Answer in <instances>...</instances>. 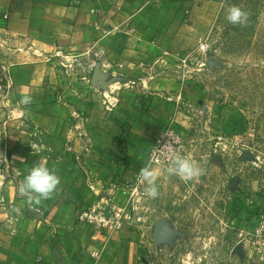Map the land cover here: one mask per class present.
I'll return each instance as SVG.
<instances>
[{
  "label": "crops",
  "instance_id": "1",
  "mask_svg": "<svg viewBox=\"0 0 264 264\" xmlns=\"http://www.w3.org/2000/svg\"><path fill=\"white\" fill-rule=\"evenodd\" d=\"M219 6L220 0H0L2 56L13 64L16 100L29 95L33 101L15 110L0 137V198L6 201L0 204V264H144L133 224L109 237L106 229L78 223L77 214L106 202L113 185L119 187L114 201L124 203L157 136L184 123L180 106L198 104V86L163 55L195 50ZM95 22L118 29L101 37ZM31 45L82 55L85 62L98 52L93 80L35 58ZM8 116L0 110V123ZM38 163L56 168L61 184L43 202L44 216L28 218L17 186ZM254 202L264 211V197ZM9 217L18 222L8 224ZM94 252H101L99 260Z\"/></svg>",
  "mask_w": 264,
  "mask_h": 264
},
{
  "label": "rangeland",
  "instance_id": "2",
  "mask_svg": "<svg viewBox=\"0 0 264 264\" xmlns=\"http://www.w3.org/2000/svg\"><path fill=\"white\" fill-rule=\"evenodd\" d=\"M232 5L249 13L246 26L227 21ZM218 8L208 48L174 63L200 90L198 104L180 106L184 123L175 129L181 154L204 175L185 183L154 166L160 195L149 199L137 182L120 204L140 232L144 264H264V211L254 202L264 197V0H220Z\"/></svg>",
  "mask_w": 264,
  "mask_h": 264
},
{
  "label": "built area",
  "instance_id": "3",
  "mask_svg": "<svg viewBox=\"0 0 264 264\" xmlns=\"http://www.w3.org/2000/svg\"><path fill=\"white\" fill-rule=\"evenodd\" d=\"M97 14L103 15V11H97ZM94 27L96 31L101 34V37H106L118 29L117 27H115L113 30L106 29L105 27L100 25L99 22H95ZM199 47L202 50H206L208 48L207 40H202L199 44ZM5 49H7L6 43L3 37L0 35V110H4L9 114L7 121L0 123V137H4L7 135V124L9 121L14 120L13 113L16 109H19L20 106V104L16 100L15 84L11 73L13 64L11 62L5 61L2 56ZM28 50L31 51L32 55L35 58H39L40 60H43L45 62H50L52 59L56 60L58 64L65 69V72H75V75H77L78 78L85 82L91 81L93 72L95 70V67L97 66V60L99 59L98 52H94L93 58H90L85 62L82 55H78L75 53H69L67 55H62L61 52L43 53L36 49L33 45H31ZM90 54L91 51H89L85 55ZM191 55L192 52L186 54L178 53L174 55H170L169 53L165 52L163 56L165 58L170 57L176 62L186 63L187 59ZM107 102L108 106L112 105L109 99H107ZM74 116L76 119L79 117L76 113ZM74 129L79 130V136L83 135V132H80V127L78 124L75 125ZM164 133H166L167 136H165ZM165 143H168V148L161 149L160 147H163ZM183 148V140L173 124H171L155 139L148 155V160H158L159 163H154V166H165L167 165L170 156L176 152H179L181 154ZM5 173L11 174V169L9 167H6ZM20 175L21 173L19 172H14L13 174V176L17 178ZM118 188L119 187L117 185H113L110 188L109 197L106 202L98 201L91 207L80 211L77 214V222L80 224H91L99 229H106L109 233V237L116 231L121 230L123 226L128 223L131 216L128 213L127 207L125 205H120L114 201V199L117 198L118 195ZM5 202L6 201L3 198H0L1 205L5 204ZM9 208H11V205L9 206ZM26 216L28 218H40L44 216V211L41 208L39 212L30 211L27 206ZM261 220L262 224L261 229L258 231V235L260 236V239L264 241V218ZM16 222H18V219H13L11 217L7 219V223L10 225H13ZM262 249V258L264 259V245ZM93 257L95 258V260H99L101 258V252H94Z\"/></svg>",
  "mask_w": 264,
  "mask_h": 264
},
{
  "label": "clouds",
  "instance_id": "4",
  "mask_svg": "<svg viewBox=\"0 0 264 264\" xmlns=\"http://www.w3.org/2000/svg\"><path fill=\"white\" fill-rule=\"evenodd\" d=\"M248 18L249 13L237 5L230 6L226 16L229 23L240 26H246ZM32 102V97L29 95H23L18 101L20 105L24 106ZM164 135L167 136L166 133ZM160 148H168V143ZM154 163H159V161L149 159L137 175V182L144 185V194L149 199H155L160 195L157 184L160 172L154 167ZM163 172L168 177L176 176L185 183L197 180L204 175V170L190 155L179 152L170 156ZM60 184L61 179L56 168H49L44 163H38L33 165L23 180L18 182L17 190L19 196L24 198L29 210L39 212L43 202L53 198ZM11 211L17 215L21 214V208L18 206H14Z\"/></svg>",
  "mask_w": 264,
  "mask_h": 264
},
{
  "label": "water",
  "instance_id": "5",
  "mask_svg": "<svg viewBox=\"0 0 264 264\" xmlns=\"http://www.w3.org/2000/svg\"><path fill=\"white\" fill-rule=\"evenodd\" d=\"M94 78H95L96 80H98V78H100L99 75H98V70H97V69H96V72H95V74H94Z\"/></svg>",
  "mask_w": 264,
  "mask_h": 264
}]
</instances>
